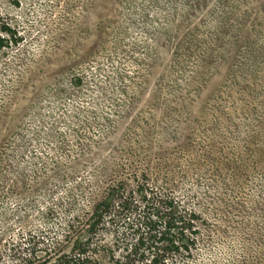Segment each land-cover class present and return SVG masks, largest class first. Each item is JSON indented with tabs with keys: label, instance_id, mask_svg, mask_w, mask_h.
I'll use <instances>...</instances> for the list:
<instances>
[{
	"label": "rangeland",
	"instance_id": "rangeland-1",
	"mask_svg": "<svg viewBox=\"0 0 264 264\" xmlns=\"http://www.w3.org/2000/svg\"><path fill=\"white\" fill-rule=\"evenodd\" d=\"M0 12L22 36L0 48V264L55 256L77 180L136 165L200 212L199 264H264V136L248 137L239 93L264 100V79L229 71L264 66V0H0Z\"/></svg>",
	"mask_w": 264,
	"mask_h": 264
},
{
	"label": "trees",
	"instance_id": "trees-1",
	"mask_svg": "<svg viewBox=\"0 0 264 264\" xmlns=\"http://www.w3.org/2000/svg\"><path fill=\"white\" fill-rule=\"evenodd\" d=\"M21 41L19 31L0 12V48ZM248 69L261 83L264 66L243 62L229 68L236 84L250 78ZM239 93L250 106L246 115L255 129L248 137L264 136V100L251 92ZM136 167L129 176L109 166V176L94 173L77 180L76 191L67 194L55 256L42 263L26 256L20 264H199L205 245L200 212L169 184L138 179Z\"/></svg>",
	"mask_w": 264,
	"mask_h": 264
}]
</instances>
